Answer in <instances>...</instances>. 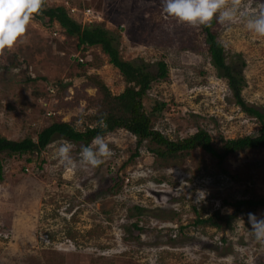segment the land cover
<instances>
[{
  "label": "rangeland",
  "instance_id": "obj_1",
  "mask_svg": "<svg viewBox=\"0 0 264 264\" xmlns=\"http://www.w3.org/2000/svg\"><path fill=\"white\" fill-rule=\"evenodd\" d=\"M239 4L248 11L257 6L255 0ZM58 6L80 26L113 32L120 58L143 64L152 79L142 108L168 139L202 129L218 148L221 139L258 132L259 123L235 103L212 64L206 33L240 70L242 99L264 109V37L242 21L179 23L164 14L161 0H43L44 8ZM77 42L56 21L30 14L23 37L0 50V137L36 141L60 121L84 131L104 106L100 86L112 96L139 88L100 45ZM158 62L166 65L164 78L156 76ZM104 137L112 155L94 169L61 164L56 148L70 140L58 135L31 154L0 152V264H264V243L248 222V213L264 218V206L241 212L226 227L197 223L217 211L229 214L236 199L264 197V149L219 162L200 147L160 157L152 150L164 147L139 144L123 128ZM70 142L79 161L84 143Z\"/></svg>",
  "mask_w": 264,
  "mask_h": 264
},
{
  "label": "trees",
  "instance_id": "obj_2",
  "mask_svg": "<svg viewBox=\"0 0 264 264\" xmlns=\"http://www.w3.org/2000/svg\"><path fill=\"white\" fill-rule=\"evenodd\" d=\"M38 14L46 16L49 21H56L66 34L76 35L78 38L77 46L82 44L87 46L100 45L104 53L108 55L109 63L119 70L124 80L128 83L138 82L140 85L138 89L126 88L120 94L114 96L110 94L107 88L100 86L99 93L102 96L104 106L101 108L97 118L98 121L93 127L88 126L84 131H77L69 122H54L38 133L36 141L29 137L20 141H12L0 137V152L31 154L44 149L55 135L74 142L81 141L86 146L97 134L105 136L117 128L129 131L130 134L137 138V143L139 144L145 140L164 147V150L159 147L151 149L153 153L160 157L165 155L175 156L178 153H187L193 148L200 147L221 162L227 156L238 152L264 149V109L248 105L242 99L243 79L241 72L225 62L223 48L215 41L214 35L209 30L206 33L209 40V53L212 64L222 71L231 89L235 103L248 117L255 119L259 123V130L256 134L233 139H221V145L218 148L213 146L209 134L202 129L183 139L172 140L152 128L150 117L143 110L141 102L142 96L152 78L143 71V64L124 61L120 58L117 48L113 45L115 40L113 32L97 25L93 27L80 26L68 16L66 10L61 6L42 7L39 13H32L33 16ZM166 75V65L163 62H158L156 76L164 78ZM160 106L163 105L161 104ZM159 108V106H155L153 111H158ZM101 119L104 120L105 127L99 124ZM231 205L233 210L229 214L220 215L217 211L204 220L197 219V223H204L216 228L226 227L241 212H250L259 206H264V197L251 195L247 198L236 199ZM221 238L222 240L224 239L223 237Z\"/></svg>",
  "mask_w": 264,
  "mask_h": 264
},
{
  "label": "clouds",
  "instance_id": "obj_3",
  "mask_svg": "<svg viewBox=\"0 0 264 264\" xmlns=\"http://www.w3.org/2000/svg\"><path fill=\"white\" fill-rule=\"evenodd\" d=\"M256 8L252 11L242 9L239 0H161L165 15L173 17L179 23L209 26L215 19L217 23L231 25L242 21L244 27L259 37H264V0H255ZM43 0H0V50L14 47L26 32L30 14L39 13ZM99 124L105 127L104 120ZM73 144L61 140L55 156L61 164L76 167L77 163L85 168H97L110 158L112 151L104 136L97 134L91 144L83 146L79 152V161L71 156ZM198 192L197 199L203 194ZM248 222L255 240L264 243V218H257L248 213Z\"/></svg>",
  "mask_w": 264,
  "mask_h": 264
},
{
  "label": "built area",
  "instance_id": "obj_4",
  "mask_svg": "<svg viewBox=\"0 0 264 264\" xmlns=\"http://www.w3.org/2000/svg\"><path fill=\"white\" fill-rule=\"evenodd\" d=\"M83 11H84V13H85L86 15H88V16H92V17L94 16V15L92 14V11H91L90 9H88V8H87V9H84Z\"/></svg>",
  "mask_w": 264,
  "mask_h": 264
}]
</instances>
